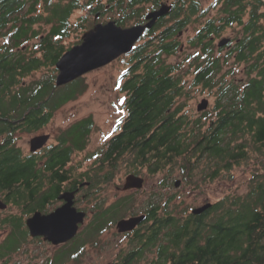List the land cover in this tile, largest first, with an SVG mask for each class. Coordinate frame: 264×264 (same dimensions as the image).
Wrapping results in <instances>:
<instances>
[{
    "label": "trees",
    "instance_id": "16d2710c",
    "mask_svg": "<svg viewBox=\"0 0 264 264\" xmlns=\"http://www.w3.org/2000/svg\"><path fill=\"white\" fill-rule=\"evenodd\" d=\"M104 1L93 7L94 0L89 2L88 13L104 11L107 3L118 4L125 14L138 12L135 7L149 0ZM173 4L172 17L185 10L183 17L158 33L155 28L148 30L147 40L127 53L129 65L118 86L125 114L104 146L87 156L89 168L73 175L77 168L67 165L74 152L84 150L93 126L91 117L63 130L57 143L45 149L42 166L37 162L41 157L22 155L14 136L39 131L56 110L83 92L81 77L56 87L55 64L68 50L61 42L70 35V18L84 4L81 0H0V196L7 195L13 205L33 211L44 185L49 196L59 191L65 178L98 184L101 178L111 179L122 161L137 175L143 169L156 174L178 168L191 184L195 172L200 173L201 183L213 182L226 173L233 176L235 168L244 165L249 172L246 191L224 194L201 214L179 215L173 196L165 203L151 196L144 231H137L133 248L121 251L117 263L141 264L144 253L157 246L156 257L147 264H264V0H215L214 6L220 4L217 15L189 39L200 53L188 56L193 59L188 66L168 63L167 58L178 48L172 37L196 15L199 2L174 0ZM131 18L117 21L124 24ZM41 22L51 24L50 30L30 51L25 44L37 37L34 26ZM236 26L240 36L226 54L214 56L215 37ZM239 65L244 66L245 80H228ZM44 67L54 74L24 83ZM190 72L193 76L187 85L185 76ZM199 88H216L211 111L215 114L205 109L192 119L186 100L179 99L190 98ZM127 202L128 198L121 199L97 219L109 213L113 221L126 211ZM105 220L89 232L90 237L103 230Z\"/></svg>",
    "mask_w": 264,
    "mask_h": 264
},
{
    "label": "rangeland",
    "instance_id": "374dc122",
    "mask_svg": "<svg viewBox=\"0 0 264 264\" xmlns=\"http://www.w3.org/2000/svg\"><path fill=\"white\" fill-rule=\"evenodd\" d=\"M52 1L55 2L56 0ZM91 1L92 0H81L84 6L82 9L73 12L70 18V35L61 42L67 49L80 44L83 33L93 25L94 15L88 13V4ZM196 1L199 2L198 12L182 29L180 36H174L173 39L177 40L178 48L173 55L167 58L168 63H181L183 66H188L193 61V59L191 57L188 58V56H194L200 53V47H192L189 43V39L196 34L197 30L204 25L207 19L217 15L220 4L214 6L215 0ZM100 2L106 4L104 0H94L92 7ZM170 2L173 3L174 0H158V3L171 4ZM154 6L155 3L149 0L135 7V10L140 9L138 12L131 13L130 10H128L127 14H125L118 4L109 6L107 3L105 11L102 16L97 19V22L107 23L112 20L124 19L130 15L132 18L126 20L124 23V26L129 27L135 25V23L143 18ZM42 8H44L43 4ZM40 12H42L41 9ZM184 12L185 10H183L179 16H183ZM83 16L86 18L85 21H81ZM172 20L173 18L169 16L165 22L171 23ZM50 27L51 24H46L44 22L36 24L34 29L37 31V37L28 41L25 47L30 51L36 50L39 40L48 33ZM159 30H161V28L156 30L157 33ZM239 30L240 26L229 27L225 29L219 37H215L213 42L214 56H223L229 49L218 48V41L223 37H230L232 38L230 44L233 45L235 38L240 36ZM145 40H147L146 36L141 38L136 45L141 44ZM187 58L188 60H186ZM231 62H233L232 59L229 60L228 63H225L222 71H226L229 65H231ZM128 63L129 56L128 54H124L109 64L84 74L81 77L82 87L84 88L83 92L75 99L68 101L56 110L53 117L42 129L31 133L17 132L15 135V144L21 150L22 155L25 156L30 154V140L33 136L50 134L45 147L37 155L41 157L38 159L40 162L44 161L45 149L57 143V138L63 130L80 119L91 117L93 126L86 140L85 148L82 151L74 152L71 156V162L68 165L69 167L72 165L77 168L72 170L73 175L86 171L91 164V160H88L87 156L95 153L104 146L105 142L114 133L116 125L125 114L121 107L123 94L119 91L118 86L119 77L129 65ZM243 69V65L236 66L234 73L228 76V80L233 78L235 80H245L246 74ZM51 74H54L53 69L44 67L32 72L25 78L24 83L28 84L34 80H42L48 78ZM57 74L58 70L55 72V77ZM192 76L191 72L185 76L187 85L191 83ZM190 94V98L188 99L184 96L179 99L180 101L186 100L187 104L185 109L190 118H197L200 115V112L197 111V105L204 98L209 101L206 110L209 112L213 110L216 99V88L212 91L201 90L199 88ZM211 113H213V115L215 114V112ZM246 168L247 167L242 165L235 168L233 176L226 173L213 182L204 183L200 182V173L197 174L198 172H195L196 175L191 177L193 181L192 184L188 183V180L185 179L186 177H183L181 170L178 168H174L172 171L164 170L156 174H151L147 169H143L139 174V176L145 179L143 187L140 189L133 188L130 190H123L122 186L125 182V178L130 172L127 164L122 161L111 179L105 181L101 178L100 183L97 185L96 183H92L93 187L89 191L90 194L87 200L78 203V207L87 212L84 225L80 229V237L77 238L78 240L76 239L71 243L63 244L60 247L53 246L42 240H26L23 242L24 253L21 251L13 253L4 263L0 260V264H108L110 261L115 260L121 251H128L133 248L134 242H131L132 239H130V236L117 233L114 222L107 224V228L102 233L96 234L93 237H86L85 230L87 226L93 222L95 216L101 212L100 206H103L102 210H104L115 202L123 198H128V202L125 204L126 206H124L126 211L121 212V216L118 214L117 219L121 217L128 218L130 215L145 213L148 200L151 196L162 203L167 202L169 197L173 196L175 212L179 215H185L191 212L193 208L206 202L212 203L215 199L228 192L244 193L247 189V178L249 176V172ZM101 174H103V172H101ZM177 179L181 181L178 187L174 184ZM196 183L201 187L196 188ZM9 208V211L0 213V217L12 213L17 214L15 209H19L15 205ZM0 232H2V229H0ZM85 240V245L81 248L78 247ZM1 241L2 238H0V243ZM32 255H34V259L29 261L28 257ZM153 258L154 253L149 250L144 254L140 263L147 264Z\"/></svg>",
    "mask_w": 264,
    "mask_h": 264
},
{
    "label": "water",
    "instance_id": "95a60500",
    "mask_svg": "<svg viewBox=\"0 0 264 264\" xmlns=\"http://www.w3.org/2000/svg\"><path fill=\"white\" fill-rule=\"evenodd\" d=\"M172 8L171 4L162 3L159 9L150 11L145 15L146 22L129 27H121L114 20L107 23H96L92 28L85 31L82 41L65 51L55 64L58 74L55 77V86L66 85L84 74L105 66L118 57L132 51L146 29H150L159 17L166 15ZM230 41V37L221 38L217 45L222 47ZM208 99L204 98L197 105V111L207 109ZM50 134L33 136L30 140V152H36L43 148ZM145 179L134 173L126 176L122 186L123 190L140 189ZM180 179L175 181V186L180 185ZM74 192H64L59 195L66 202L49 214L35 212L26 221L32 236L42 235L45 240L53 244L64 243L72 239L79 229V224L84 222L85 212L78 211L73 206ZM211 202H206L191 210L198 215L210 208ZM6 208V203L0 199V209ZM145 219L144 214L120 219L116 227L119 232L133 230ZM112 264V263H108Z\"/></svg>",
    "mask_w": 264,
    "mask_h": 264
},
{
    "label": "flooded vegetation",
    "instance_id": "af4514ba",
    "mask_svg": "<svg viewBox=\"0 0 264 264\" xmlns=\"http://www.w3.org/2000/svg\"><path fill=\"white\" fill-rule=\"evenodd\" d=\"M161 4L162 3H158L150 11H154L156 9H159ZM171 5H172L171 10L166 15H164L162 17H159L157 19V21L155 22V24L150 29H146L144 31L143 35L141 36V38L145 37L146 34H149V31L151 33V31L154 30V28H155V31L160 29V28H161V30H164L166 27H169L170 25L174 24L175 21H177V20H179V19H181L183 17V16H178V17H174L173 16L172 17L174 4L171 3ZM106 6H105V9H106ZM102 11H103L102 9H98V11L94 14L92 27L96 23H100V22H97V19L102 16V14H103V12L105 10L103 12ZM145 15L143 16V18L139 19V21H137L135 24H143V23H145L146 22ZM169 16L171 18H173V20H172L171 23H166L165 20ZM115 22H116L117 25H119L121 27H126V26H124V24L119 23L117 20H115ZM102 24H104V23H102ZM161 30H159V31H161ZM181 32H182V29L178 30V33L176 35L180 36ZM173 38H174V36L172 37V39ZM231 40H232V38H230V41L227 44H225L222 47H218V48H220V49L228 48L230 46ZM81 41H82V37H81ZM14 138H15V136H14ZM14 142H15V140H14ZM43 148L39 149L36 152H30V153L35 154V156L38 158L39 156H37V155L39 154V152ZM37 162L41 166L45 163V161L40 162L39 160ZM92 187H93V184H92V182L89 179H85V178L84 179H80L79 178L77 180H73V178H65V179H62V181L60 182L59 191L57 193H54V194L52 193V194H49V196H47L48 195L47 193H49V187L47 185H44L40 189V191H38V193L36 195V199L34 201L35 209L33 211H29V210L27 211V209H24L22 207V205H17V207L19 208V209H15L17 214L12 213V214H8L6 216L0 217V229H2V232H0V238H2V241L0 243V260L3 261V263H4L5 261H7L8 257H11L13 255V253H16V252L18 253L19 251L24 253L23 242L26 241V240H37V241L42 240L44 242H47L48 244H52L53 246H59L60 247L61 245H63V244L65 245V244L71 243L74 240H76L78 237H80L79 236L80 229L84 225V222H85V219H86V216H87V212L85 210H83L82 208H79L78 207V203L81 202V201H86L87 200V197L90 194L89 191L91 190ZM64 192H74V196H73V199H72L73 206L78 211H82V212L86 213L85 217H84V222L79 224V229L77 231V234L72 239H70V240H68V241H66L64 243L57 244V245L53 244L49 240H45L42 235L32 236L30 234V232H29V228H28L27 223H26L27 219L29 217H31L35 212H40L41 214H49L52 211H54L55 209H57L58 207L62 206L66 202V200L63 199V198H59V195L64 193ZM45 196H47L48 198H46ZM0 199L2 201H4V203H6V208L0 209V213H5V212L9 211V209H10L9 207H11L13 205L11 200H9L7 198V195L0 196ZM115 203H117V202H115ZM108 207H110V206H108ZM100 209H101V212L98 213L97 216H95L93 222L90 225H88L86 230H85L87 238L90 237L89 236V232L91 230H93V228L96 227L99 223H102V219L103 218L106 219L105 223L108 222V224H109L110 222L111 223L114 222L115 228L117 230V233H119L121 235L130 236V239H132L134 237V235L137 233V231H139L138 233H142L144 231V223H145L146 218H147L146 213H144V212L140 213V214H144L145 215V219L142 222H140L133 230L126 231V232H119L117 227H116L117 222L120 219L127 218V217H121L119 219H117V217H114V219H116V220L112 221L110 216H109L110 214L108 213L106 216L97 219L101 215V213L104 211V210H102L103 206H100ZM135 215H139V214H135ZM130 216H134V215H130ZM106 226L103 228V230H99L97 232V234L102 233L107 228ZM156 250H157V246H154L152 248V250H151L152 253H154V257H156V255H157V251ZM32 259H34V255H32L31 257H28L29 261H31ZM117 262H118V257L115 260L110 261L109 263L114 264V263H117ZM55 263H56V259H55Z\"/></svg>",
    "mask_w": 264,
    "mask_h": 264
},
{
    "label": "bare ground",
    "instance_id": "6f19581e",
    "mask_svg": "<svg viewBox=\"0 0 264 264\" xmlns=\"http://www.w3.org/2000/svg\"><path fill=\"white\" fill-rule=\"evenodd\" d=\"M135 47V46H134Z\"/></svg>",
    "mask_w": 264,
    "mask_h": 264
}]
</instances>
